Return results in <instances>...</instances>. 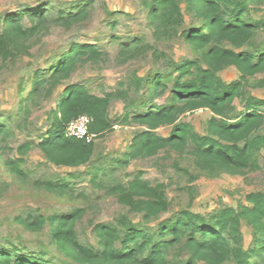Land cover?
I'll return each instance as SVG.
<instances>
[{"label":"trees","instance_id":"trees-1","mask_svg":"<svg viewBox=\"0 0 264 264\" xmlns=\"http://www.w3.org/2000/svg\"><path fill=\"white\" fill-rule=\"evenodd\" d=\"M150 3V19L155 30L169 35L184 21L181 0H143ZM188 10L203 21L200 28L186 32V41L201 52L196 61L176 65L175 78L169 103L154 104L168 86L162 75L148 79L147 99L132 112L127 107L123 123H136L145 129L136 134L130 150L119 160L127 167L140 158H150L167 148L182 149L191 146L200 172L216 177L222 173L243 174L256 167L254 155L264 145V137L256 133L264 126V98L247 96L250 80L264 75V44L256 43L260 32L264 33V19L252 20L251 8L264 4V0H184ZM49 10L41 6L9 16L0 33V60H16L29 55L28 42L36 37L49 21ZM88 8L77 6L72 11L61 12L54 20L69 28L88 17ZM34 23L25 27L26 17ZM227 45L232 48L227 47ZM128 50L122 55L128 56ZM105 54L94 45H73L58 61L33 77V88L23 99L22 111L29 113V103L37 105L50 97L64 81L70 79L79 65L100 61ZM233 66L240 74L238 80L226 83L218 73ZM264 88V80L257 84ZM123 90L97 96L83 85L72 84L59 96L55 110L51 112V126L38 143L46 160L56 166L79 168L89 164L95 154V139H76L67 136L69 124L81 116H89L91 135L103 137L112 130L109 109L113 101L125 99ZM242 99L243 111L234 116L235 101ZM208 109L212 118L208 122V134H198L189 124L178 123L185 113ZM174 126L168 137L159 136L156 130ZM5 128L0 127V135ZM32 143L21 147L23 154L32 149ZM6 165L18 176L24 174L20 163L8 160ZM95 171L93 182L103 187ZM77 176L73 178L76 179ZM49 191H65L70 182L61 179L44 184ZM108 193L133 212L143 214L150 222L166 213L170 203L161 188L135 178L127 185L110 187ZM247 205L239 210L223 208L203 216L190 211L179 212L160 223L152 234L132 222L118 225L98 224L95 233L99 250L83 246L76 225L84 215L82 210L49 218L52 243L58 251L74 261L86 264H264V193L246 196ZM246 221L254 235L253 246L246 249L241 229ZM46 220L37 218L26 223L29 229L42 231ZM180 249L189 257L171 256ZM0 264H64L46 260L41 255L27 253L18 248H1Z\"/></svg>","mask_w":264,"mask_h":264},{"label":"rangeland","instance_id":"rangeland-1","mask_svg":"<svg viewBox=\"0 0 264 264\" xmlns=\"http://www.w3.org/2000/svg\"><path fill=\"white\" fill-rule=\"evenodd\" d=\"M149 4L143 0H0V33L6 18L16 13L44 6L50 17L40 33L28 42V56L0 60V127L5 128V133L0 135V249L18 248L55 263L86 264L58 251L52 243L49 218L82 210L84 215L76 225L79 241L83 246L99 250L95 233L98 224L118 225L126 220L154 234L162 221L179 212L190 211L206 216L226 207L239 210L247 205L248 194L264 193V145L254 155L256 167L243 174L222 173L216 177L203 174L196 166L191 146L167 148L153 157L137 159L127 167L119 165L136 134L145 129L136 123L124 124L122 118L127 107L134 112L147 99V80L159 74L163 76L168 90L154 104L165 106L178 76L176 65L196 61L201 56V52L186 41V32L200 28L203 21L188 10L185 1L181 0L180 4L184 21L169 35L155 30ZM78 5L88 8L85 20L69 28L55 23L61 12L72 11ZM251 16L256 21L264 19V4L252 5ZM33 25L27 16L24 26ZM256 43L264 44L263 32L258 34ZM75 44L94 45L105 56L100 61L79 65L70 79L64 81L50 97L37 105L29 103V113L23 112V99L32 91L35 74L48 70ZM124 50L130 52L128 56L122 55ZM218 76L231 83L238 80L240 74L230 66L221 70ZM261 80H264V75L250 80L245 90L248 97L264 98V88L257 86ZM72 84L83 85L97 96L118 90L126 93L125 99H117L110 106L112 130L95 138L92 161L79 168L49 163L38 148V143L51 126V112L56 109L60 94ZM244 105L242 99L236 100L233 115L243 111ZM212 116L210 110L201 109L182 114L178 123L189 124L198 134L207 135ZM173 128L160 127L156 133L168 137ZM256 136L264 137V126ZM26 143H32L33 147L23 154L20 149ZM8 160L20 163L24 174L12 173L6 165ZM97 169H101L99 181L103 187L93 182ZM137 177L154 188H161L170 203L168 212L150 222L144 219L143 214L133 212L108 193L110 187L127 185ZM61 179L70 182L71 187L65 191H49L44 186L47 182ZM37 218L46 220L42 231L26 226ZM241 229L244 246L248 249L253 246V231L246 221H242ZM176 255L183 259L189 257L180 249L172 251L171 256Z\"/></svg>","mask_w":264,"mask_h":264},{"label":"built area","instance_id":"built-area-1","mask_svg":"<svg viewBox=\"0 0 264 264\" xmlns=\"http://www.w3.org/2000/svg\"><path fill=\"white\" fill-rule=\"evenodd\" d=\"M92 119L89 116H81L72 121L67 127V136L76 139H87L89 142L95 139V135L89 132Z\"/></svg>","mask_w":264,"mask_h":264}]
</instances>
